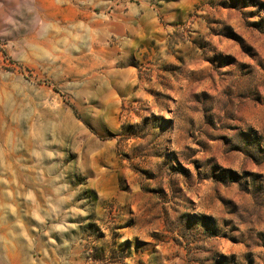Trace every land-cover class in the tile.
Returning a JSON list of instances; mask_svg holds the SVG:
<instances>
[{
	"label": "rangeland",
	"instance_id": "374dc122",
	"mask_svg": "<svg viewBox=\"0 0 264 264\" xmlns=\"http://www.w3.org/2000/svg\"><path fill=\"white\" fill-rule=\"evenodd\" d=\"M0 264H264V0H0Z\"/></svg>",
	"mask_w": 264,
	"mask_h": 264
}]
</instances>
